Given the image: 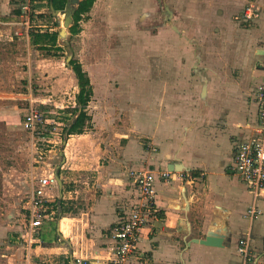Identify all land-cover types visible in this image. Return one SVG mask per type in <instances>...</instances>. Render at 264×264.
Instances as JSON below:
<instances>
[{"label": "crops", "instance_id": "0c3cea01", "mask_svg": "<svg viewBox=\"0 0 264 264\" xmlns=\"http://www.w3.org/2000/svg\"><path fill=\"white\" fill-rule=\"evenodd\" d=\"M141 1L143 4L137 9L121 8L117 12L116 24L110 25L115 32L110 31L107 40L118 42L116 35L120 39L127 37L124 34L131 27L145 39L153 31L152 42L169 43L168 70L161 67L154 71L157 76L148 70L137 73L143 82L151 77L155 83L153 114L135 109V102L140 103L139 108L146 103L137 89L121 93L128 74H114L119 88L107 86L106 81L103 86L96 80L93 84V78H89L93 86V100L87 112L91 131L69 135L59 175L64 208L59 232L69 242L71 252L46 245L55 239L41 241L27 251L25 260L19 253L10 255L15 262L70 264L71 259L74 263L80 259L85 264H105L113 243L111 229L128 211L135 196L129 172L146 167L155 176L159 214L141 231L139 250L143 259L138 264L239 263L236 248L247 229L245 214L253 198L231 171V164L236 147L255 135L258 124L253 98L263 74L264 0L180 1L185 6L179 5L178 0H165V10L162 0H157V8H151L149 0ZM249 2L259 5L261 11L244 25L241 16ZM14 9L11 0H0V16L18 14ZM163 11L167 13L164 17ZM181 12L186 24L192 17L196 21L184 32L176 24ZM130 15L131 22L143 27L141 31L128 22ZM177 45L183 48L186 66L189 64L192 69L185 71L184 77L178 73ZM110 56V60L116 58ZM161 58V54L154 56L153 69L161 66ZM142 61L143 68L148 61ZM182 78L185 81L180 84ZM117 93L124 102L114 100ZM73 105L76 107V102ZM127 118L138 137L118 134L123 130L119 127L128 126ZM101 129L109 132H100ZM140 139L150 140L155 150L146 151ZM171 164L180 165L182 170L171 172ZM166 171L171 178L164 181L160 175ZM235 177L250 196L245 206L231 203ZM255 203L262 215L251 226L252 246L264 252V189ZM208 232L223 237V247L191 241L204 239ZM232 248L234 252L226 256ZM208 251H223L225 255L219 261L202 260L201 254Z\"/></svg>", "mask_w": 264, "mask_h": 264}, {"label": "rangeland", "instance_id": "374dc122", "mask_svg": "<svg viewBox=\"0 0 264 264\" xmlns=\"http://www.w3.org/2000/svg\"><path fill=\"white\" fill-rule=\"evenodd\" d=\"M162 1L165 2V0ZM178 1L179 5L185 6L186 3L180 2L185 0ZM11 2L15 4L14 10H18L19 13L0 16V264H20L22 262H15L10 255L19 253L25 260L28 256L27 251L36 245L39 246L41 241L54 240L56 236L57 213L53 210L54 221L43 220L39 228L40 232L37 230L39 235H34L37 244L28 249L18 237L20 233H25L28 227V219L25 220V218L31 193L39 178L53 173L59 161L55 149L61 145L64 130L72 118L70 112L75 106L73 104L78 89L74 74L66 65L68 55H72L71 60L78 63L90 79L93 78V84L96 80L97 84L101 83L103 86L106 81L107 86L119 88L120 84L114 78V74L121 75L122 72L128 74L129 76L123 82L126 88H122L121 93L129 88L133 92L137 89L146 103L141 104L139 108L137 105L140 103L135 102V109L145 110V112L147 110L153 114L155 83L151 77L143 82L137 77V73L148 70L155 74L154 71L161 70L164 66L168 70L170 53L168 42L151 41L153 31L145 39L144 35L131 30V27H127L128 30L124 34H127V37L120 39L117 34L118 42H108L109 32L113 31V34L115 32L110 25L116 24L117 12L121 8L137 9L143 4L141 0H139L140 3H137V0H95L89 13L82 15L78 22L77 34L72 35L68 29L63 39L57 38L59 51L37 49L30 44L28 36L31 32H59L63 17L55 15L49 9V1L11 0ZM148 2L151 8L158 7L155 5L157 0H153L154 5L152 0ZM165 4L163 10L168 9L167 2ZM22 5H27L28 9L21 10ZM258 6L249 2L244 7V11L248 8L252 10L257 8L254 14H259L261 9ZM166 14L163 11V17ZM112 18L114 21L111 20ZM129 19L130 23L131 15ZM151 21L153 23V20ZM195 22V18L192 17L186 24L184 12H181L176 20L181 32H184L186 26L190 28L191 25H195ZM131 23L133 28L143 29V27H137L139 26L137 22ZM243 24L247 25V23ZM159 43L160 46H158ZM154 47L160 48L154 50ZM182 51L183 48L177 45L178 73L184 77V72H190L192 69L189 64L186 66ZM111 54L116 58L110 60ZM160 54L161 66L153 69L152 60L154 56L158 57ZM142 58L148 61L143 68ZM179 81L181 84L185 79L182 78ZM114 100L124 102L120 93L114 96ZM72 105L73 108H70ZM88 106L87 112L90 111L91 104L89 103ZM32 108L42 112L43 121L36 125L33 131H28L23 128V118ZM131 122L127 118L128 126L119 127V130L121 128L123 130L117 131L118 134L138 137L135 131H131L135 129ZM87 127L84 132L89 133L90 123ZM102 131L109 132L107 129H101L100 132ZM140 140L146 151L155 150L150 140ZM141 169L146 167L139 170ZM231 190V203L237 204L238 207L245 206L250 196L247 197L245 186L236 177ZM51 192L57 200L56 187ZM259 205L263 209L261 202ZM233 252V248L228 249L226 256H230ZM201 255L202 260L219 261L225 253L208 251Z\"/></svg>", "mask_w": 264, "mask_h": 264}, {"label": "built area", "instance_id": "2783aa9c", "mask_svg": "<svg viewBox=\"0 0 264 264\" xmlns=\"http://www.w3.org/2000/svg\"><path fill=\"white\" fill-rule=\"evenodd\" d=\"M21 10H27V5H22ZM256 10H258L256 8ZM252 8L242 12L243 22L250 23L257 13ZM258 12V11H257ZM261 80L255 88L254 102L257 108V128L255 135L247 141L240 143L235 150L231 164V171L246 186L252 194L253 202L246 210L245 218L248 226L240 238L236 253L238 264H264V252L256 251L252 246L251 226L261 215L255 200L264 189V63L262 65ZM42 112L30 109L23 118V128L33 131L36 125L42 123ZM164 181L171 178L170 172L160 175ZM131 189L134 192L133 202L128 211L119 217L111 229L112 245L108 248L105 264H138L142 259L139 250L140 234L143 228L158 219L159 210L156 206L154 189L155 176L149 169L129 172ZM56 187L53 173L39 178L35 189L32 191L27 209L28 227L25 233L18 235L19 239L30 249L37 244L34 235H37L43 220H52L55 212L51 207L55 198L51 190ZM25 226V221L23 223ZM74 264H85L83 260H76Z\"/></svg>", "mask_w": 264, "mask_h": 264}, {"label": "trees", "instance_id": "16d2710c", "mask_svg": "<svg viewBox=\"0 0 264 264\" xmlns=\"http://www.w3.org/2000/svg\"><path fill=\"white\" fill-rule=\"evenodd\" d=\"M49 5L52 4L54 10L64 9L66 0H48ZM95 0H82L73 15V25L69 28V32L74 35L79 31L78 22L81 20L82 15L89 12ZM30 43L37 49H56L59 51L60 48L57 46L58 33L56 32H31L28 34ZM49 52V50H48ZM71 71L77 82L78 92L75 95L76 107L70 112L73 116L77 111H79L78 117L75 123L69 130V135L73 134H83L85 128L90 123V117L87 114V106L92 97V86L87 73L81 68V66L71 60L70 62ZM53 209L56 210V199L53 202ZM52 205V204H51ZM62 213L64 212L63 201H61Z\"/></svg>", "mask_w": 264, "mask_h": 264}, {"label": "water", "instance_id": "95a60500", "mask_svg": "<svg viewBox=\"0 0 264 264\" xmlns=\"http://www.w3.org/2000/svg\"><path fill=\"white\" fill-rule=\"evenodd\" d=\"M82 0H66L64 9L61 11L54 10L52 7V4L50 3L49 9L55 14V15H61L63 17L62 20V27L60 28L58 32V38L63 39L64 36L67 33V30L73 25V15L76 11V8L80 4ZM72 59V55L69 54L66 59V65L67 67L71 68L70 61ZM79 111H77L70 121L67 123V126L63 133V139L60 146H58L55 149V154L58 156L59 161L57 165L55 166L53 170V177L55 180L56 185V191H57V200H56V211H57V225H56V236H55V242L47 243L46 245L49 247H62L66 248L68 252H71V247L69 242L60 234L59 232V222L62 216V209H61V201H62V180L59 176L60 168L64 164V156H63V149L66 145L67 139L69 137V130L73 126V124L76 121V118L78 117ZM168 169L171 172H177L178 170H182V167L180 165L171 164ZM193 243L202 245V246H210V247H223V237L221 236H215L211 232H208L204 239H192ZM70 264H74V261L72 259L70 260Z\"/></svg>", "mask_w": 264, "mask_h": 264}]
</instances>
